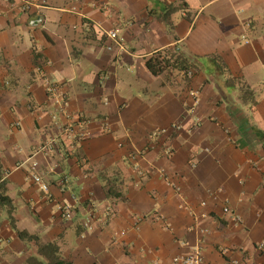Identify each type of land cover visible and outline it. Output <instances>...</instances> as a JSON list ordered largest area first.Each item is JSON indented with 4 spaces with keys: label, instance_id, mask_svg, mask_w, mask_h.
I'll return each instance as SVG.
<instances>
[{
    "label": "crops",
    "instance_id": "0c3cea01",
    "mask_svg": "<svg viewBox=\"0 0 264 264\" xmlns=\"http://www.w3.org/2000/svg\"><path fill=\"white\" fill-rule=\"evenodd\" d=\"M20 5L0 0V264H49V242L73 264H264V0ZM166 48L193 76L149 70Z\"/></svg>",
    "mask_w": 264,
    "mask_h": 264
},
{
    "label": "built area",
    "instance_id": "2783aa9c",
    "mask_svg": "<svg viewBox=\"0 0 264 264\" xmlns=\"http://www.w3.org/2000/svg\"><path fill=\"white\" fill-rule=\"evenodd\" d=\"M5 1H11V0H5ZM20 6L23 9V11H28L32 8V6L35 5V0H20ZM85 24L90 28L92 27V24L89 21H86ZM119 29L118 28H111L109 30L105 31V34L111 38L112 40H114L115 42H117V44H119L120 46H122L121 40L119 39ZM109 48H112V46H109ZM186 75H188L189 77L193 76V70L191 69H184L183 71ZM167 131V128H161L157 131L154 132L155 134H159V133H164ZM170 150H167V153H169ZM137 157V153H133L131 155V158H133L134 160ZM30 166H31V172L29 174V177L31 178V180L45 193H49V189L50 186L48 184V182L44 179V177L42 176V174H40L38 172V166H39V162L35 159H31L30 160ZM134 168L135 169H139L138 168V164L135 163L134 164ZM57 209L60 211L61 215L63 218L65 219H71L74 216V208L72 205L68 204V203H58L57 204ZM224 212L229 213L231 212V209L229 208V206H224L223 208ZM116 215V210L112 205L107 206L106 208V218L107 219H111ZM237 221H241V217L239 215L235 216ZM141 220V217L138 218V221ZM85 226L89 229H92V220L90 218V216L88 217V219L84 222ZM126 232L124 230H121L119 233L117 232V235H122L125 234ZM259 249H263L264 248V238L258 242L257 244ZM224 251H227V248H224ZM173 262L176 264H203V256L201 254V252L199 250H194L190 253H184V254H179L173 257ZM158 263V262H156Z\"/></svg>",
    "mask_w": 264,
    "mask_h": 264
},
{
    "label": "trees",
    "instance_id": "16d2710c",
    "mask_svg": "<svg viewBox=\"0 0 264 264\" xmlns=\"http://www.w3.org/2000/svg\"><path fill=\"white\" fill-rule=\"evenodd\" d=\"M213 59L214 61L219 60L218 56H214ZM146 64L153 74H158L170 66L171 68H178L181 70L193 66V63L190 61V59L182 54L177 48H166L163 52H156L147 60ZM246 90L248 89L246 88ZM109 192H111V188H109ZM23 234L24 233H22V235ZM39 251L41 254L48 257L49 264H73L62 259L57 254L58 246L55 243L49 242L42 244L39 248ZM28 260L31 261V258Z\"/></svg>",
    "mask_w": 264,
    "mask_h": 264
}]
</instances>
